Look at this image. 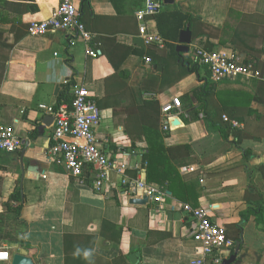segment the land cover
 <instances>
[{
    "label": "crops",
    "instance_id": "0c3cea01",
    "mask_svg": "<svg viewBox=\"0 0 264 264\" xmlns=\"http://www.w3.org/2000/svg\"><path fill=\"white\" fill-rule=\"evenodd\" d=\"M72 1L91 35L86 44L71 32L27 34L31 22L50 17L58 0H0V124L22 143L14 153L0 152V215L11 216L7 204L18 186L22 208L12 222L14 228L20 221L25 224L30 248L10 246L34 264H133L131 257L138 264H192L201 253L190 232L191 211L202 207L232 242L218 252L222 262L235 255L231 264H264V102L255 100H264V69L261 78L215 83L207 116L186 118L166 109L184 95L196 104L192 93L205 74L196 55L200 49L246 58L243 46L251 45L264 65V0H174L171 5L160 0L162 10L147 22L159 35L172 31L160 47H145L138 36L134 15L144 9L145 0ZM173 11L196 21L184 23L174 34L176 23L166 17ZM187 26L191 42L188 51H179ZM236 30L245 32L238 48L231 43ZM71 40L76 43L70 45ZM86 45L95 57L86 54ZM169 55L181 70L196 71L172 84L175 73L163 77L164 67L153 63ZM80 86L100 110L98 146L109 160L136 165L127 174L160 189L162 205H131L114 172L107 194H95L49 156L53 118L39 105L56 106L62 94L70 101ZM169 116H175L171 126L176 120L180 124L165 132ZM223 117L236 123V136L229 135L225 145L209 126L211 119L221 122ZM194 142L205 149L217 144L219 150L201 160L193 150L180 157L170 153ZM158 145L176 169L175 192L189 202L147 181L144 155ZM189 167L195 171L187 172Z\"/></svg>",
    "mask_w": 264,
    "mask_h": 264
},
{
    "label": "built area",
    "instance_id": "2783aa9c",
    "mask_svg": "<svg viewBox=\"0 0 264 264\" xmlns=\"http://www.w3.org/2000/svg\"><path fill=\"white\" fill-rule=\"evenodd\" d=\"M162 10L160 0H145L144 9L135 13L138 24V36L143 40L145 47H160L163 44L161 36L148 27V18H154ZM74 33L85 44L90 41L91 35L85 30L80 20L79 12L72 0H58L57 9L50 17L43 21L31 22L27 34L33 37L44 36L48 33ZM75 40L69 41L74 45ZM85 52L90 57L96 53L87 45ZM198 63L207 68L212 84L237 77H258L250 63L238 54L226 56L200 49L196 53ZM146 64L151 63L148 57L143 58ZM39 109L53 118L52 138L48 154L63 164L65 171L80 184L90 188L98 195L107 194V184L110 173L120 177V190L129 198L147 197L148 202L158 206L163 203V192L155 186L147 184L139 177L131 178L127 171H136V165L128 166L108 159L98 146L95 129L100 122V110L92 99L85 86L76 87L69 103L63 102L56 106L39 105ZM167 110L174 109L181 114V104L173 99ZM163 125V131L171 130L170 120ZM223 120L228 121L226 117ZM233 127L236 123L228 121ZM21 148V140L8 127L0 124V152L14 153ZM193 167L187 172H194ZM192 238L199 243L201 258L192 261V264H221L218 256L221 250L229 249L232 242L227 238L224 227L215 223L206 208L192 210ZM10 253L6 247L0 246V263L10 262Z\"/></svg>",
    "mask_w": 264,
    "mask_h": 264
},
{
    "label": "trees",
    "instance_id": "16d2710c",
    "mask_svg": "<svg viewBox=\"0 0 264 264\" xmlns=\"http://www.w3.org/2000/svg\"><path fill=\"white\" fill-rule=\"evenodd\" d=\"M84 7H85V3H84ZM166 14H167L166 17L168 18V22L172 20L173 23H176V29L174 31V34L179 28H182L184 23H190L191 25H193V23L196 21L189 14H181L176 11ZM167 31L169 33H165V32L160 33L161 38L164 39L165 41L172 38L171 37L172 31H170L169 28L167 29ZM174 34L172 33V36ZM243 34H245V32L242 31L240 32L236 30L234 32L233 39L231 41L232 45H235L237 47L236 44L238 41L243 43L244 41L241 39V35ZM243 47H244L243 49L246 52V58H245L246 63H250L252 65L253 70L257 72L258 77L261 78L264 65L259 63L257 60L260 51H257L256 47L253 48V46L251 45H245ZM209 49L210 47H206V50L210 51ZM251 51H253V54L251 53ZM262 52H264L263 49ZM157 62L164 67L163 77L169 76L170 73L171 75L175 73L176 81H174L172 84L178 82L185 76L196 71L195 67L189 70H184V69L181 70L180 67L178 68L174 55H169L164 58L155 59L153 61V63H157ZM208 75L209 72L207 68H205L204 76H200V80H199L200 86L192 93L194 99L196 100V104H194V100L189 95H184L179 98L181 104V112H182L179 116L184 115L186 118L188 117L196 118V116H198L199 114H203L204 116H207L208 113L206 110L208 108L210 99L213 98L214 90H215V85L210 83L207 79ZM260 84L262 85V87H264V82ZM68 85L71 84L69 83ZM161 85H165V78L162 79ZM164 88L165 87L162 86L161 90H163ZM255 100L258 102H264L263 99L257 97H255ZM63 102L69 103L70 101L69 99H67L66 95L62 94L60 96V103H58L57 105ZM184 120L186 121V119ZM221 120H222L221 122H218L215 121L214 119H211L209 126L214 131V133L222 140L223 145H225V143L229 138V135L234 134V136H236L235 134L236 130L234 127L231 126V124L228 121H224L223 119ZM228 120L231 121L232 119L228 118ZM166 136L167 135H165V137ZM213 145H214L213 149H205V148H200L201 144L199 142H194L184 146L173 148V150H170L171 151L170 153H172V155H176V157L177 156L180 157L184 155L183 154L184 152L187 153L186 151L193 150L195 153L199 155L198 157H200L199 159L201 160L203 158H207L212 153L219 150V146L217 144L216 145L213 144ZM159 146L160 145H158L157 148L154 147L150 148V150L146 151V154L144 155V159L147 162V181L149 183H154L159 185L162 189L164 188V190L167 189L169 192L173 194V196L178 198L180 201L189 202L190 199L188 197L184 198L183 196L178 195L177 192H175L174 186L177 184V178H178L176 169L169 162V159L167 157L168 155H164L163 146L160 147ZM173 151H175L174 154ZM243 154L244 157H247L246 152H244ZM172 155L171 157L173 158ZM165 183H167L166 187H164ZM185 193L188 194V191L186 190ZM21 208H22V199H21L20 189L18 186H16L7 204V211L8 214L11 216L0 215V243L7 245H17L20 248L29 249L30 247L24 239L25 224L20 221L17 224L16 228L13 227L14 225L11 226L12 227L11 228L7 224L8 222L10 223L11 221H15L16 219H19ZM20 228L23 229L21 234H19ZM113 240L118 241V238H115Z\"/></svg>",
    "mask_w": 264,
    "mask_h": 264
},
{
    "label": "water",
    "instance_id": "95a60500",
    "mask_svg": "<svg viewBox=\"0 0 264 264\" xmlns=\"http://www.w3.org/2000/svg\"><path fill=\"white\" fill-rule=\"evenodd\" d=\"M163 4L165 5H171L174 3V0H162ZM180 47H178L179 51H188V46L191 42V34L188 30V26L187 29L185 31H183L180 35ZM153 69H157V70H161L160 66H154ZM58 90V88L56 89ZM176 111L173 110V114H175ZM180 124L179 121H174V123L172 124V126H176ZM22 145V143H21ZM169 194V193H168ZM129 203L131 205H138V206H144L148 203V198L147 197H143L141 199H136V198H131L129 200ZM235 259V255L232 256L230 259L224 260L221 264H231ZM130 260L132 261L133 264H138L137 260H133L132 257L130 258ZM8 264H34L33 260L25 255H22L20 253H14L11 255L10 257V262Z\"/></svg>",
    "mask_w": 264,
    "mask_h": 264
},
{
    "label": "rangeland",
    "instance_id": "374dc122",
    "mask_svg": "<svg viewBox=\"0 0 264 264\" xmlns=\"http://www.w3.org/2000/svg\"><path fill=\"white\" fill-rule=\"evenodd\" d=\"M208 78H209V82H211V81H210V76H209V75H208ZM7 224H8V226L11 227V226H13L14 223L11 221L10 223L8 222ZM11 228H12V227H11ZM11 228H10V229H11ZM22 230H23V229H21V228L19 229V234L22 233ZM0 245L5 246V247H6V250L10 253V255H12V254H14V253H17V250H14L15 247H12V246L7 245V244H1V243H0ZM18 248H19V247H18ZM18 248H16V249H18Z\"/></svg>",
    "mask_w": 264,
    "mask_h": 264
},
{
    "label": "bare ground",
    "instance_id": "6f19581e",
    "mask_svg": "<svg viewBox=\"0 0 264 264\" xmlns=\"http://www.w3.org/2000/svg\"><path fill=\"white\" fill-rule=\"evenodd\" d=\"M0 260H1V261H3V260H4V258H1Z\"/></svg>",
    "mask_w": 264,
    "mask_h": 264
},
{
    "label": "clouds",
    "instance_id": "9594fccd",
    "mask_svg": "<svg viewBox=\"0 0 264 264\" xmlns=\"http://www.w3.org/2000/svg\"><path fill=\"white\" fill-rule=\"evenodd\" d=\"M85 255H89V253H85Z\"/></svg>",
    "mask_w": 264,
    "mask_h": 264
}]
</instances>
